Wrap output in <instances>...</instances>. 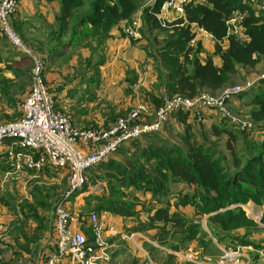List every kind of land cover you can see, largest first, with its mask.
I'll use <instances>...</instances> for the list:
<instances>
[{
	"label": "trees",
	"instance_id": "trees-1",
	"mask_svg": "<svg viewBox=\"0 0 264 264\" xmlns=\"http://www.w3.org/2000/svg\"><path fill=\"white\" fill-rule=\"evenodd\" d=\"M44 1L52 3L56 0ZM60 1L62 2L60 12L55 17L57 31L52 29L48 37L52 43L50 50L46 53V59H49L51 65L55 64L54 61L57 58L63 57L69 60L71 56H66L65 53L68 48L77 50L85 45L91 46V41L95 39L100 46L102 40L110 37V31L115 26L123 21L131 22L142 3L149 0ZM166 1L168 0H153L144 8V18L142 17L146 22V30L141 33L143 36L146 34L148 39L147 55L160 63L164 69V72L157 70L158 81L154 86V89L160 92L159 97H156L152 91L140 101L151 110L162 108L164 93L169 96L182 95L189 98H194L206 90L215 93L231 83L233 77L240 75L241 68L253 69L262 62L264 57L263 8L257 9L247 0H203L186 5L184 14L180 18L167 22L158 18L162 5ZM234 12L247 14L242 23L241 37L228 36L227 21ZM194 25L213 36L215 40L213 56L220 57V67L214 63L212 56H208L205 61L201 59L204 48L201 41L195 39ZM155 30L159 34L154 35ZM194 39L195 43L192 44ZM226 41L228 46L224 48L223 44ZM0 63H4L1 57ZM97 78H99L98 74L95 75L93 83H96L98 89L100 80L96 81ZM127 82L133 83L128 78ZM49 93H51L50 90ZM86 94L88 95H85L83 99L95 98L92 93ZM245 94H241L239 98L242 99L246 96ZM51 95L54 98L56 110L63 112L59 111L57 97L53 93ZM3 100L9 101L6 92ZM247 104L252 108L249 113L237 114L252 121L251 129L242 130L238 125L230 123L221 116L219 125L212 127L210 136L218 140L224 138L228 154H221L214 145L193 140L195 134H191V125L187 124V120L193 118L196 123L203 121H198L192 111H176L172 115V117L178 116L187 129L184 134H181L187 146L185 148L169 147L164 145L166 142L160 145L140 143L145 137H155L163 130L128 142L115 155L127 156L130 166L114 155L103 164L91 169L88 172L89 178L87 173V185L90 177L101 170L105 171L103 178L114 181L110 197L96 195L100 203L93 212H108L118 217L138 220L140 212L137 207L141 199L136 193L132 200L128 201V196L121 193L122 188L128 187L145 193L143 197L151 195L150 201L157 203L147 211L148 213H145L148 215L147 218L138 220V226L132 227L131 231L139 233H146L149 230L157 231V241L160 246H168L171 250L177 251L179 247L173 244L177 240L180 241L178 245L198 242L204 248L202 253L204 256L220 254L213 239L218 245L226 248L230 243H239L234 248L252 245L262 249L263 247L251 239L252 234L260 230L259 226L249 219L242 209L230 208L249 202L258 206L264 205V141L250 140L253 137L247 139L248 136L255 135L257 131L264 130L258 126L260 123L264 124V91L248 97ZM120 115L127 116L120 113L114 116L112 123H105L102 128L106 129L114 124ZM152 120L153 118H144L141 122ZM91 128L99 127L96 123H87L82 129ZM199 131L201 134V128ZM58 170L69 176L68 169ZM175 184H181L183 189L174 192L172 187ZM86 186L83 190L87 188ZM174 198L176 201L173 204ZM144 205L143 203L142 208ZM172 206L177 212L171 213ZM186 207L193 209L194 218H186L179 211L180 208ZM204 218L210 233L202 229ZM81 229L85 232L84 228L81 227ZM239 231L247 232L244 237H240ZM145 247L151 250L156 249L149 243H145ZM148 254L152 256L151 253L148 252ZM168 256L174 257L171 254Z\"/></svg>",
	"mask_w": 264,
	"mask_h": 264
},
{
	"label": "built area",
	"instance_id": "built-area-1",
	"mask_svg": "<svg viewBox=\"0 0 264 264\" xmlns=\"http://www.w3.org/2000/svg\"><path fill=\"white\" fill-rule=\"evenodd\" d=\"M199 1L168 0L162 5L161 12L167 11L181 17L186 5ZM247 2L256 5L257 0ZM18 7V0H0V34L31 61V88L23 103V116L17 121L0 124V147L6 141L11 142L6 151V160L13 173L30 171L39 175L46 167L68 169V188L55 204L53 231L56 252L43 264H63L66 260L69 264H106L102 256L106 249L102 235L108 228L107 222L98 214L91 213L87 217L88 228L93 234L90 239L81 229L80 221H85V218L75 216L69 208L70 200L87 185V173L114 156L128 142L160 133L176 111H192L199 117L198 121H202V110H214L240 129H251L252 121L234 113L228 108V104L234 97L253 88L257 82L264 81V74L245 86L224 88L217 96L205 92L194 98L182 95L164 96L162 108L156 111L138 103L127 116L118 118L106 129L77 128L70 115L58 112L55 108L54 98L46 85V62L23 41L11 24V18ZM246 15L234 12L230 16L227 21L228 36H242V23ZM141 29V18L134 17L123 29L122 35L130 41H136L141 38ZM204 33L208 35L207 32ZM150 117L153 118L152 121L141 122ZM230 208L242 209L249 219L264 229L263 213L254 210L250 203ZM136 235H130L129 240L135 242ZM213 241L217 244L215 239ZM218 248L220 254L215 256H204L190 250L184 258L192 264H251V254L255 252L264 260V250L252 245L226 250L220 246ZM8 250V231L5 225L0 224V264L5 261ZM147 257L150 259L148 254ZM19 264L24 262L20 261Z\"/></svg>",
	"mask_w": 264,
	"mask_h": 264
},
{
	"label": "crops",
	"instance_id": "crops-1",
	"mask_svg": "<svg viewBox=\"0 0 264 264\" xmlns=\"http://www.w3.org/2000/svg\"><path fill=\"white\" fill-rule=\"evenodd\" d=\"M152 2L153 0H149L147 2V6ZM22 8H23L22 16H19L21 9H19L18 12L12 16L11 20H12L13 28L23 37L27 45L33 51L36 52L41 51L43 53H48V51L50 50L49 49L50 44L52 43L51 40L48 39L49 37L48 24L51 27L55 25V17L60 12V5H58V3H53V2L51 4L45 2L44 0H40V1L24 0ZM36 12H40V13H36ZM42 13H45V16L38 15ZM38 16L44 19L46 18V21L42 23L43 26L41 28H39V25H37L36 21L34 20ZM158 18L167 22H173L180 17L173 13L165 11V12H161ZM22 23H24L25 25L20 26ZM127 24H128L127 22L123 21L119 23L117 26H115L110 31V37L105 40H102L101 41L102 44L100 46H98L97 39H95L91 41L92 43L91 46L85 45L84 47H79L77 50H72L73 54L69 58V60H65V58L63 57L57 58L55 61L53 60L55 64L51 65L49 59H46L47 71L45 74V79L46 82L49 84L50 91L57 97L58 105L59 102H64L65 99L69 98L72 101L70 106H78L79 108L84 107L85 104L88 103V100L94 101V99H88V100L83 99L85 95L88 94L82 95L81 97H77V96L81 95L82 92L84 93L90 91L89 86L91 85H94L93 89H95L96 83H93V80H95V75L98 74L99 78L96 79V81L100 80V82L98 83L99 85L98 89L95 90L91 89L93 91L88 92V93H92L94 96V94L97 93V91L101 87L102 84L101 81H104V79H109V77L110 78L113 77L114 72H119V73L123 72L125 74L124 79L126 82V86L124 87V91L126 92L127 95H129V99L127 101H124L123 98H121V100L122 103H124L126 106L134 107L138 102L141 101L143 97H146L147 94L152 91H154L156 97H159L160 92L155 90L154 86L158 81L157 70L159 69L164 72V69L160 63L148 57L146 52V47L148 45V39L146 38L147 36H143L141 33V38L136 41H130L124 36H122L123 34L122 31ZM193 30L196 32L195 39L201 41L204 48V52L201 55V59L205 61L208 56H212L214 63L220 67L221 66L220 57L213 56L214 43H215L213 36L209 33L208 35H205L204 33L205 31L197 28L196 25L193 26ZM142 31L143 29H141V32ZM155 32L158 33L157 30H155ZM227 46H228V42L226 41L223 44V47L227 48ZM93 53H96L95 58L93 56ZM43 56L44 58H46L47 54H44ZM96 67H98L99 71H96V73H94L93 69H95ZM255 68L250 69V72ZM242 70L243 68L240 69V74ZM257 71L260 73L262 72V69H259ZM249 73L248 74L242 73L241 75L243 76V78H239L237 77L238 75H236L234 80L241 81L244 84L246 81L258 80L261 74L264 72L260 73V75L258 73H255L257 75H253L248 78ZM127 78L129 79V81H132L133 83L131 84L130 82H127ZM111 84H114V82H111ZM106 85L107 83L104 85V87H106ZM219 91L221 92V90ZM219 91H217L216 93H218ZM70 94L73 95V98L69 96ZM27 95L24 97L22 101V107ZM250 96L252 95H248V96L246 95L245 97H242V99L238 98L237 100L236 99L231 100L230 102L233 110H235L237 113L247 115L249 111L252 109L247 104L248 97ZM22 107H21V117L23 116ZM120 113L123 112L121 111L113 112V114L111 115V120L114 118V116ZM70 115L72 117L74 126L76 124L79 126H83L84 121L80 120L77 117L76 119L74 118L73 120V114L71 112ZM20 118L12 121H17ZM204 118H205L204 124H206V126H204L205 128L203 130L209 131L211 134L212 127L216 124L219 125L220 119L218 118V113L214 110H207ZM187 124L191 125L192 132H193V127H196L198 130L200 129L198 128V125L194 122L193 118L188 119ZM258 126L264 128L263 123L258 124ZM182 128L183 129L185 128L186 130L185 124L180 122L178 116L176 117L173 116L168 121L165 130L158 135L160 136L158 138L164 139L163 136H165V139L170 140V138L173 136L171 132L175 129L176 134H178L179 132H182L181 130ZM181 134L183 133H179V135ZM252 137L253 139H250ZM178 139L179 138H175V140ZM247 139L263 142L264 130L257 131L255 135L248 136ZM140 143H142L143 145L147 144L145 143L144 140H141ZM10 144H11L10 141H6L2 145V147H0V152L3 153L2 159H4L5 163L7 162L6 151L8 150ZM148 144L157 145L154 142H150ZM7 166L10 169V166L9 165ZM3 169H7V167L4 166ZM48 169L50 168L46 167L43 170V172ZM23 173L33 174L34 172L26 171ZM34 174L37 175V173ZM150 198H151L150 195H146L144 197V200L145 201L150 200ZM175 201L176 198L172 199L173 204L175 203ZM249 203L252 205L254 210L259 211L260 209L261 210L260 212H262L264 215V205L258 206L255 205L253 202H249ZM179 211H181L186 218L189 219L194 218L193 215L194 211L191 207L180 208ZM173 212H177L174 206H172L171 208V213ZM95 213L98 214V216L101 217L103 220H105L108 225L107 230L102 235L104 242L106 244V249L105 251L102 252V256L106 264H116L117 259L123 258L122 254H119L117 257L116 253L121 252L123 250L129 253L131 251L134 250L137 251L139 249H142L146 254H148V252L151 254H153V252L164 253L166 259H163L164 257L163 258L160 257L161 254L154 257L156 264H192L185 260L184 255L186 253L188 254L190 250L194 251L195 253H199L201 255H203L202 253H204V248L201 247L198 244V242L184 243L182 245H178V242L180 241L177 239H176L177 241L173 242V244L174 246H178L179 249L177 251H173L168 246H160V244L157 241L158 240L157 231L149 230L146 233L141 234L139 232H132L130 227L129 229H127V232L125 231L123 232L121 228L123 227L124 229L126 224H129V222L133 220V218H122L112 215L111 213L108 212H101V213L95 212ZM147 216H148L147 214H143L141 220H145ZM10 219H11L10 216L6 213L5 207L2 208L0 207V224H3L5 226L7 225L6 228L8 231V243H9V250L6 253L5 261L3 262V264H19L20 261H23L24 264H43L44 261L50 255L56 252V237L53 230L50 231L45 229L40 231L39 237H36L34 240L29 239V235L20 236L21 240H19L17 239L16 235H14L15 233L12 228L13 226L11 227ZM204 219L206 220V218ZM82 228L85 229V232L87 233L86 235L90 239H92L93 234L88 228V223L86 227L82 226ZM202 229L205 232L210 233L209 231L205 230L204 223L202 224ZM259 229L260 232H258L259 231L258 230L256 233H253L251 239L255 241L257 245L263 247L262 249L264 250V229L260 227ZM132 234H137L135 237V242L129 240V237ZM144 242L149 243L156 249L151 250L148 247L146 248ZM138 253L144 256V254L141 251H139ZM168 254H171L174 257H170L168 256ZM251 256L253 257V261L251 264H264V260L261 259L257 253L254 252L253 254H251ZM63 264H69V263L66 260L64 261Z\"/></svg>",
	"mask_w": 264,
	"mask_h": 264
},
{
	"label": "rangeland",
	"instance_id": "rangeland-1",
	"mask_svg": "<svg viewBox=\"0 0 264 264\" xmlns=\"http://www.w3.org/2000/svg\"><path fill=\"white\" fill-rule=\"evenodd\" d=\"M257 1L258 2L255 5L256 6L255 8L264 9V0H257ZM259 2L262 6H260ZM19 3L20 4L16 13L18 12L19 9H21L19 16H22L23 14L22 5L24 3V0H19ZM53 3H58V5L62 4L60 0H56ZM146 6H147V1H144L140 9L137 11V13L134 16L141 18L143 31L146 30V25H145L146 22L145 20L143 21L142 19V17L144 18V8ZM36 13H40V12H36ZM38 15L45 16V13ZM39 16L36 17L34 20L36 21L37 25H39V28H41L43 26L42 23L46 21V18L44 19ZM23 25L25 24L22 23L20 26ZM52 29H54V31L55 30L57 31V25L56 26L53 25L51 27L48 24V35ZM153 33L154 35H156V32ZM144 36H146V34ZM21 38L23 39L22 36ZM23 41L26 43L24 39ZM34 52L37 53L39 56H41V58L44 59V61H46V58H44L43 56L46 53H43L41 51L39 52L34 51ZM65 53L66 56H72L73 54L72 48L66 49ZM95 54L96 53H93L94 58H95ZM0 57L4 61V63H0V124H2L21 117L22 101L25 95L29 92L31 87L32 64L29 59L25 60L26 57L24 56L23 52H21L18 48L14 47L6 37H3L1 35H0ZM259 69H262V72H264V57L262 59V63L260 65H257L254 70H251L250 72V69H243L241 74L242 73L248 74L250 72L248 78L253 75H257L255 73H258L260 75V73L262 72L259 73L257 71ZM46 71H47V63L45 65V74ZM96 71H99L98 67L93 69L94 73H96ZM241 74L238 75L237 77L243 78ZM124 76L125 74L123 72L121 73L114 72L113 77L111 78L109 77V79H104V81H101L102 82L101 87L94 95L95 97L94 101L90 102L92 100H88V103H86L84 107L79 108L78 106H70L72 101L71 99L67 98L65 99L64 102H59V110L60 111L62 110L63 111L62 113H67L68 115H70L71 112L73 114V120L74 118L76 119L77 117L80 120L84 121L83 126H85L87 123H96L99 128L104 127L106 122H108L109 124L112 123L111 115L113 114V112L121 111L123 112V115H128L134 109V107L140 102H138L134 107L126 106L124 103H122L121 98H123L124 101H127L129 99V95H127L126 92L124 91V87L126 86ZM234 78L235 77H233V81L224 88L245 86L247 83L253 81V80L246 81L243 84L241 81L234 80ZM111 82H114V84H111ZM106 83L107 85L106 87H104ZM46 85L50 90L49 84L47 82ZM93 87L94 85L89 86L90 91L97 89L96 87L95 89H93ZM223 89H221V91ZM90 91L84 93L82 92L81 95H78L77 97H81L82 95H85ZM260 91H264V82H260V83L257 82L253 88L248 89L246 91V94L245 93L244 94L248 96V95H253L255 93H259ZM5 92H6V97L9 99L8 102H5V100H3V95L5 94ZM203 92L210 93L215 96L219 95L220 93V91L218 93L216 92L213 93L209 90ZM69 96L73 98L72 94H70ZM164 96L170 97L167 93H164ZM239 97L240 96H236L232 100L235 99L237 100ZM14 99H16V101H14ZM228 105H229L228 108L235 113L236 111L233 110V108L231 107L232 106L231 102H229ZM206 111L207 110H202L200 113L203 122H197V123L195 122L198 125V128H201L202 133L199 134V130L196 127H193V132L190 129L191 134L193 133L195 134V135L193 134L194 135L193 140H196L197 142H203L205 144L214 145L216 146L215 149L219 151L221 154L223 155L228 154V152L225 149L224 138L218 140L217 138L210 136L209 131L203 130L205 128L204 126H206V124H204L205 123L204 117ZM120 117L121 115L118 118ZM218 118L220 119V115H218ZM75 126L77 128H83V126H79L77 124ZM166 126L167 123L165 124L163 131L165 130ZM181 130L182 132L179 133L184 134V132H186L187 129L185 130V128L184 129L182 128ZM179 133L176 134V130L174 129L171 132L173 136L172 137L170 136L171 137L170 140L165 139V136H163L164 139L158 138L160 137L158 135H156L155 137H145L143 140L145 141V143L154 142L157 145H160L162 142H166L164 145H167L169 147L182 146L185 148L187 146L183 142L182 137L181 135H179ZM175 138H179V139L175 140ZM2 155L3 153L0 152V159H1L0 160V172H1L0 173V207L1 208L5 207L6 213L11 218L10 224L11 227L13 226L12 228L15 233L14 235H16L17 239L19 240H21L20 236L23 235H29V239L34 240L36 237H39L40 231L45 229L52 231L54 213H55V204L57 203L58 200H60L63 197L65 191L67 190L68 178H69L68 175L65 172L58 169L57 170L48 169L45 170L44 172L42 171L41 173H39V175H35L34 173L33 174L13 173L8 168L7 162L5 163L4 159H2ZM117 155H115V157H117ZM117 158L122 162L124 161V163L126 162L127 165L130 166V161L127 156L119 155ZM4 166H6L7 169H3ZM104 173L105 171L101 170V171H96L94 175L91 174L92 177H90V179L88 180V185L86 186L87 188L85 190H82L80 194L76 195L74 199L70 200L69 208L71 209V212H73L75 216H78L80 218L82 217L85 218V221H80V223L82 224L81 227L87 226L88 223L87 217L91 213H93L94 209L100 203L99 200L96 198V195H98V197H103L104 195L105 197L111 196V186L113 185L114 181L103 178ZM88 178H89V173H88ZM182 189L183 186L181 184H175L172 187V190L174 192ZM186 190L188 189L186 188ZM121 193H125L128 196L127 197L128 201H131L132 197L136 195V193H138V196L141 199V202L138 204L137 207L138 211L140 212L138 217L139 221H141V217H143V214L148 213L147 211L153 208L154 205H157V203H155L154 201L152 202V200L151 201L146 200V201H150L149 203L144 202L145 200L142 195H144L145 193L143 192L134 191L128 187H124L121 189ZM143 203L145 205L142 208ZM259 211L261 210L259 209ZM138 220H131L129 224H126L124 229L123 227L121 228L122 231L127 232V229H129L130 227L131 228L135 226L137 227L139 224ZM203 223L205 225V230L209 231L207 227V221L205 219L202 221V224ZM246 232L239 231L238 234L240 235V237H244ZM258 232H260V230ZM238 244L230 243L228 248L234 249V246H237ZM220 247H223V249L225 250L228 249L224 246H220ZM139 251H141L144 254V256L140 255L138 253ZM119 254H122L123 258L117 259L116 264H156L154 257H156L159 254H161L160 257L162 258L164 257L163 259H166L164 253H157V252H153V254H151L152 255L151 258L149 259L147 257V254L142 249H139L137 251L134 250L131 251L130 253L123 250L121 252L116 253L117 257Z\"/></svg>",
	"mask_w": 264,
	"mask_h": 264
}]
</instances>
